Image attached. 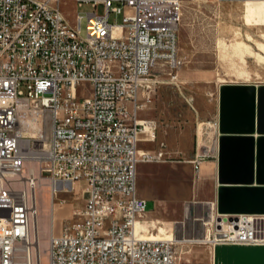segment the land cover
<instances>
[{
    "label": "built area",
    "instance_id": "2783aa9c",
    "mask_svg": "<svg viewBox=\"0 0 264 264\" xmlns=\"http://www.w3.org/2000/svg\"><path fill=\"white\" fill-rule=\"evenodd\" d=\"M63 1L0 0V264H17L21 253L27 264H42L34 242L44 178L54 194L65 183L85 185L74 221L51 232L49 264H176L178 241L137 232L150 213L138 194V163L164 159L163 151L141 153L153 121L138 111L149 81L166 68L176 78L184 64V0H74L93 7L75 24ZM112 13L123 22H110ZM87 82L91 93L80 97ZM28 120L39 130L25 143ZM29 161L36 165L26 174ZM241 215L229 229L219 225L225 236L215 241L264 243V224L250 217L258 214Z\"/></svg>",
    "mask_w": 264,
    "mask_h": 264
},
{
    "label": "rangeland",
    "instance_id": "374dc122",
    "mask_svg": "<svg viewBox=\"0 0 264 264\" xmlns=\"http://www.w3.org/2000/svg\"><path fill=\"white\" fill-rule=\"evenodd\" d=\"M261 4L218 0L183 1L179 36L180 55L184 64L173 71L176 78L169 74L168 68L157 73L149 81L151 87L144 90L140 97V102L144 104L140 117L153 121L157 136L165 138V148L176 150L174 153L167 152L166 159L189 161L191 155L188 153L197 147L204 154V143H208L216 102L225 85H264V49L261 47L264 45V5ZM60 6L73 24L78 13L86 17L87 12L93 10L90 4L79 5L74 0H65ZM123 16L112 13L110 22L122 23ZM85 17L81 21L84 36L87 33ZM238 42L247 43L250 50L244 47V52H238ZM90 93L89 82L79 87L80 97L89 96ZM44 131L49 133L47 122ZM27 132L29 140L33 136L32 141L36 139L34 129ZM43 142L36 140V146L42 147ZM35 165L34 161H29L26 174ZM197 171L198 168L193 166L192 169L179 172L184 182L176 197L165 186H161L151 173L138 179L139 187H156L158 194L170 201H159L155 216L150 213L145 219L157 222L159 228L151 231H159L160 237L177 238L180 241L177 244L176 264H209L212 243L225 236L219 235L218 220L225 218L233 222L242 217L241 214H222L217 207L215 217L209 219L206 226V231L210 230L212 234L207 237L211 241H204V205L195 204L192 199V181ZM67 184L71 191L58 192L55 197L47 178L40 180L36 190L39 211L36 232L40 238L38 248L42 264H49L51 232H62L65 225L74 221V209L85 203L84 183ZM154 208V203L149 202L147 210L153 212ZM250 217H257L264 224V215ZM160 227L165 229L161 230ZM35 247L37 250V245ZM17 264H27L25 253L19 255Z\"/></svg>",
    "mask_w": 264,
    "mask_h": 264
},
{
    "label": "crops",
    "instance_id": "0c3cea01",
    "mask_svg": "<svg viewBox=\"0 0 264 264\" xmlns=\"http://www.w3.org/2000/svg\"><path fill=\"white\" fill-rule=\"evenodd\" d=\"M235 85H251L256 87V113L255 124L253 132H227L224 133L220 129L221 121V94L216 102L214 109V117L210 122L211 127L208 131V143H204V154L200 153V149L197 147L192 153L189 161H173L166 159L167 152H175V148H165V138L156 134L154 130V123L147 125L144 133L141 134L139 142V148L141 153L156 154L159 151L164 152V159L154 161H140L138 163L137 184L138 194L147 199L148 203H154L153 217L155 216L156 209L159 201L170 202L166 197H162L158 194L157 188L153 187H139V177L148 176L146 174H152L153 178L157 180L161 186H165L172 195L180 193L183 188V178L179 176V172L196 167V162L199 161V167L197 175L192 181V199L195 204L204 205V241L208 240V235H212L210 230L206 231V226L209 223L208 220L215 217V210L218 207L219 202V190L222 186L220 182V155H221V139L232 138V143L229 146L230 157H233L231 163L235 165V170L240 171L245 169L243 161L247 158V149L244 147L246 139L254 140V177L255 182L253 185H258L257 172H258V154L259 147L258 141L264 138V132H260L258 129V89L263 85L255 84H235ZM222 93V91H221ZM141 97V96H140ZM141 110L138 111V118L140 117ZM242 121L246 120L243 117ZM264 215V214H258ZM158 223L160 220L155 218ZM56 234V231H54ZM62 233V232H60ZM59 233V234H60ZM155 234L159 235V231H155ZM203 241V242H204ZM209 264H264V243L257 244H234L225 241H214L210 247V259Z\"/></svg>",
    "mask_w": 264,
    "mask_h": 264
},
{
    "label": "water",
    "instance_id": "95a60500",
    "mask_svg": "<svg viewBox=\"0 0 264 264\" xmlns=\"http://www.w3.org/2000/svg\"><path fill=\"white\" fill-rule=\"evenodd\" d=\"M257 89L251 85H225L221 93L222 132H253ZM246 120L242 121L241 118ZM258 129L264 132V85L258 89ZM232 138L221 139L218 210L222 214H264V138L258 141L257 183L254 177V140L246 139L245 169L236 171L229 146ZM232 220V219H231Z\"/></svg>",
    "mask_w": 264,
    "mask_h": 264
},
{
    "label": "bare ground",
    "instance_id": "6f19581e",
    "mask_svg": "<svg viewBox=\"0 0 264 264\" xmlns=\"http://www.w3.org/2000/svg\"><path fill=\"white\" fill-rule=\"evenodd\" d=\"M244 3H262L261 5H264V2H262V1H247V2H244ZM246 5H250V4H246ZM237 46L240 48L238 50V52H241V53L244 52L243 51L244 47L247 48L248 50H250L249 49L250 46L247 43H245V42H238ZM261 47L264 49V45H261ZM27 124H28L27 128H26V126L23 127V135H24V142L25 143L29 142V138L26 136L28 134L27 131L29 129H34V131L39 130V126L35 122H33L32 120H28ZM67 185L68 184L65 183V185L58 187L56 193L55 194L53 193L54 197L56 196V194L58 192L71 191V188L67 187ZM38 214H39V211H38ZM232 223L233 222L230 223V222L226 221L225 218L218 220V224L219 225H223V227L225 229L227 228V226L231 227ZM157 227H158L157 222L155 220H152V219L148 218V219H146V221H142V222H139L137 224V232L139 233L140 236L146 237V238L148 237V238H153V239H172V238H168V237H160L158 234H155V231H151V229H155ZM160 229L162 230V229H165V228L164 227L163 228L160 227ZM37 230H38V215L35 217V238H36V240H35L34 243H35V245H37V254L39 255L40 250L38 248V245H39V242H40V238H39V234H37V232H36ZM173 240H176V241L180 242L177 238H175Z\"/></svg>",
    "mask_w": 264,
    "mask_h": 264
}]
</instances>
